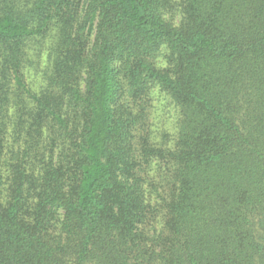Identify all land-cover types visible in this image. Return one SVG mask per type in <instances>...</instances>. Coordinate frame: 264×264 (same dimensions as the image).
<instances>
[{
    "label": "trees",
    "instance_id": "1",
    "mask_svg": "<svg viewBox=\"0 0 264 264\" xmlns=\"http://www.w3.org/2000/svg\"><path fill=\"white\" fill-rule=\"evenodd\" d=\"M0 264H264V0H0Z\"/></svg>",
    "mask_w": 264,
    "mask_h": 264
},
{
    "label": "rangeland",
    "instance_id": "2",
    "mask_svg": "<svg viewBox=\"0 0 264 264\" xmlns=\"http://www.w3.org/2000/svg\"><path fill=\"white\" fill-rule=\"evenodd\" d=\"M178 2L179 0H174ZM44 46L49 48V41H47ZM29 78L35 80L38 78V72L34 69V65L29 67ZM154 108L151 112V124L152 130L156 133L163 131L173 133V125L176 118V109L173 105L168 102L165 96L157 95L153 102Z\"/></svg>",
    "mask_w": 264,
    "mask_h": 264
}]
</instances>
